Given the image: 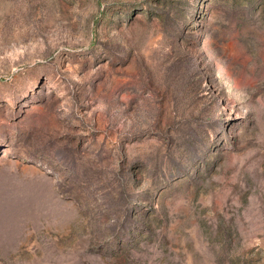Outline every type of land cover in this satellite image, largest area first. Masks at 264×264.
Listing matches in <instances>:
<instances>
[{
  "label": "rangeland",
  "instance_id": "374dc122",
  "mask_svg": "<svg viewBox=\"0 0 264 264\" xmlns=\"http://www.w3.org/2000/svg\"><path fill=\"white\" fill-rule=\"evenodd\" d=\"M0 264H264V0H0Z\"/></svg>",
  "mask_w": 264,
  "mask_h": 264
}]
</instances>
